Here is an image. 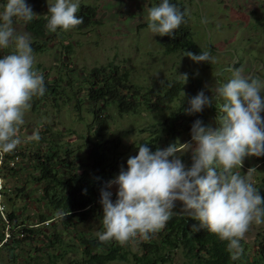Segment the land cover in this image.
Masks as SVG:
<instances>
[{"label":"clouds","instance_id":"obj_1","mask_svg":"<svg viewBox=\"0 0 264 264\" xmlns=\"http://www.w3.org/2000/svg\"><path fill=\"white\" fill-rule=\"evenodd\" d=\"M45 27L49 32L69 30L83 23L76 15L81 0H46ZM147 29L158 36L174 35L184 19V12L172 0H159L143 8ZM38 15L27 0H3L0 3V155L13 152L24 141H39L34 130L21 137L20 129L33 97L45 93L44 76L34 68V54L28 33H18L14 21L31 22ZM194 63H207L208 51L194 54L184 51ZM184 83L188 74L178 75ZM264 81L245 77L239 69L188 100L185 113H201L215 106L213 123L196 119L190 127V141L173 142L154 151L140 143L137 153L129 156L126 167L108 181L100 192L101 226L99 241L121 244L136 238L147 239L174 215L194 221L191 227L207 230L233 255H239L241 240L251 224L264 223V197L250 182L256 170L241 175L247 157L264 156ZM207 87V86H206ZM190 152V165L181 156ZM239 169V170H238ZM116 186L115 199L107 189ZM179 203V211H174ZM62 215V213H61Z\"/></svg>","mask_w":264,"mask_h":264},{"label":"trees","instance_id":"obj_2","mask_svg":"<svg viewBox=\"0 0 264 264\" xmlns=\"http://www.w3.org/2000/svg\"><path fill=\"white\" fill-rule=\"evenodd\" d=\"M151 1L159 3V0ZM27 3L34 9L41 0H27ZM172 3L184 12V19L172 37L160 36L163 52L167 55L184 51L198 54L203 50L193 40L185 5L179 0H172ZM76 15L83 17V23L71 28L73 31L82 32L99 24L98 10L93 6L81 4ZM17 24H22L30 35L33 54H45L49 50L45 17L38 15L28 23L14 21L13 26ZM64 48L67 50L70 47ZM64 64L68 66V63ZM67 77L61 75L59 79L49 81L45 76L44 95L33 97L31 103L37 108L48 103H54L57 107L60 104L64 107L69 105L73 106L80 121H84L85 115L90 117L86 133L87 142L92 146V166L82 174L63 176V169H73L75 165L61 160L64 154L71 159L69 156L72 154L61 143H49L48 147H39L28 155L16 149L0 155V177L4 178L7 173L18 175L17 167H11V164L20 158L26 161L24 167L30 169V178L24 184L36 186L39 194L33 203L41 209L35 217H28L27 221L22 222L20 219L26 209L20 211L14 208L11 213H6L4 220L0 214V264H172L176 255L183 256L189 264H264V236L256 240V255L249 262L241 252L233 255L227 242L214 234L207 230H194L191 225L196 221L181 215H174L163 228L150 234L147 239H134L124 244L114 240L101 242L91 231L81 230L90 220L101 222L100 192L122 167H126L128 158L121 153L122 139L107 135L110 128L108 120L114 116L113 111L121 118L140 116L146 112L158 114L164 106L173 104L181 96L183 83L177 80L164 84L162 91L146 90L132 82L129 72L113 64L84 73L77 87L71 78L72 83H68ZM195 120L185 116L177 106L163 122L153 125L155 129L151 139L143 143H148L153 151L173 142L184 143L181 138L190 140V127ZM200 120L208 124L206 119ZM50 132L47 128L46 135ZM254 158L264 165V156ZM257 189L264 197V190ZM16 192L21 195L27 193L24 187ZM4 196L1 187L0 197ZM112 198L115 199V194ZM179 208L178 204L174 211H179ZM69 233H76L77 242L66 240L65 234ZM133 242L137 243V253L130 251ZM70 254H79L80 257L69 258Z\"/></svg>","mask_w":264,"mask_h":264},{"label":"rangeland","instance_id":"obj_3","mask_svg":"<svg viewBox=\"0 0 264 264\" xmlns=\"http://www.w3.org/2000/svg\"><path fill=\"white\" fill-rule=\"evenodd\" d=\"M179 1L186 7L193 40L203 51L210 54V60L205 64L194 63L187 56H183V53L167 55L163 52L160 36L151 33L146 26V12H143V8L153 5L154 1L151 0H81V4L93 6L98 10L99 24L82 32L71 29L49 32V50L45 54H34V68L43 74L44 79L48 76L49 81H54L61 75L66 78L69 74L66 81L72 83L70 78L73 79L75 87L83 80L84 73L110 64L129 72L132 82L146 90L162 91L164 84L182 81L181 96L173 104L164 106L158 114L146 112L140 116L129 115L121 118L115 111L114 116L111 113L113 120L112 118L108 120L110 128L107 135L110 138L122 139L121 153L127 158L136 155L135 146L151 139L152 131L155 129L153 125L163 122L177 106L190 119H206L208 123H213L217 114L214 105L205 108L201 113L188 115L185 113L188 100L202 89L205 95L210 96L211 92L208 89L214 88L217 81H225L230 76L232 67L247 75L255 64L256 67L261 64L260 68L264 66V0ZM33 11L45 17L46 0H41L40 5ZM13 27L18 33H27L22 24ZM65 46L70 48L66 50ZM209 46L213 49L211 50ZM9 51L10 49L0 50V56L6 55ZM64 63H68V68ZM183 73L188 74L185 83L183 78L178 76ZM262 76L263 74H259L256 77L260 79ZM261 87L264 88V84ZM261 95L264 96V92ZM261 115L264 117V112ZM90 122L88 115L84 116V121H80L73 106L64 107L60 104V107H57L54 103H48L47 106L37 108L31 103L19 134L23 138L37 130L40 139L24 141L16 150L24 151L28 155L39 147H48L49 143H61L72 152L69 156L71 159L66 158L67 155L64 154L61 160L75 165L73 169H63L61 171L63 176L82 174L89 171L92 166L90 159L92 146L87 142L86 133ZM47 128L51 132L46 135ZM182 140L190 141L184 137ZM190 156V152L184 153L181 156L182 162L190 165ZM25 164L26 161L18 159L16 163L11 164V167H17L18 175L12 176L7 173L6 178L0 177V189L3 187L5 195L0 197V214L3 220L6 213H11L14 208L20 211L26 209L20 222L27 221L28 217H35L41 210L33 203L39 194L38 189L34 185L24 184L30 178V169L24 167ZM249 168L256 170L249 177L250 182L256 188L264 190V165L257 163L254 157H247L241 170H238L244 175ZM23 187L27 193L21 195L16 192ZM80 229L89 230L96 236L98 231H102V226L100 221L90 220ZM75 235L76 233L65 234L66 240L77 242ZM260 236H264V223L251 224L244 234L240 252L249 262L255 258L257 251L255 242ZM130 251L138 252L136 242L132 243ZM72 257L78 258L80 255L70 254L69 258ZM172 264L189 262L183 256L176 255Z\"/></svg>","mask_w":264,"mask_h":264},{"label":"flooded vegetation","instance_id":"obj_4","mask_svg":"<svg viewBox=\"0 0 264 264\" xmlns=\"http://www.w3.org/2000/svg\"><path fill=\"white\" fill-rule=\"evenodd\" d=\"M209 48L211 50L213 49L212 46H209ZM256 66H257V64H255V67L252 66L251 70L249 71V73L247 75L245 72H241V74L245 77H249L250 75H251L250 77H252V76L256 77L259 74H261V75L263 74L262 78H260L259 80L264 81V66L262 68H260L261 64L259 65V67H256Z\"/></svg>","mask_w":264,"mask_h":264},{"label":"built area","instance_id":"obj_5","mask_svg":"<svg viewBox=\"0 0 264 264\" xmlns=\"http://www.w3.org/2000/svg\"><path fill=\"white\" fill-rule=\"evenodd\" d=\"M113 190L116 191V186H115V185H113V186L110 188V191H111L113 194H115V192H114Z\"/></svg>","mask_w":264,"mask_h":264},{"label":"water","instance_id":"obj_6","mask_svg":"<svg viewBox=\"0 0 264 264\" xmlns=\"http://www.w3.org/2000/svg\"><path fill=\"white\" fill-rule=\"evenodd\" d=\"M231 69H234L233 67Z\"/></svg>","mask_w":264,"mask_h":264}]
</instances>
